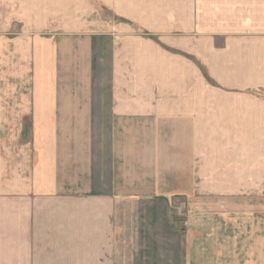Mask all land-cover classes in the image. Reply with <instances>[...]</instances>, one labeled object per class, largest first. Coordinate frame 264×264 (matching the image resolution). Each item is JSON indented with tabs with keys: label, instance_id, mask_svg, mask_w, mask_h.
<instances>
[{
	"label": "crops",
	"instance_id": "obj_1",
	"mask_svg": "<svg viewBox=\"0 0 264 264\" xmlns=\"http://www.w3.org/2000/svg\"><path fill=\"white\" fill-rule=\"evenodd\" d=\"M4 27L22 80L0 124L30 125L34 155L0 158V264H164L136 209L185 188L212 126L264 125V0H0ZM94 124L132 178L96 175ZM193 241L178 264H202Z\"/></svg>",
	"mask_w": 264,
	"mask_h": 264
},
{
	"label": "rangeland",
	"instance_id": "obj_2",
	"mask_svg": "<svg viewBox=\"0 0 264 264\" xmlns=\"http://www.w3.org/2000/svg\"><path fill=\"white\" fill-rule=\"evenodd\" d=\"M11 7L7 6L8 29L17 30L19 26H13L12 23L16 13L13 14ZM5 28L0 29V35L5 32ZM8 42L0 36L1 97L13 88L19 90L18 78L22 80L18 62L10 59L15 54L14 45ZM105 62L107 64V60ZM22 66L24 63L20 64V70ZM106 68L105 65L101 69V74L95 70L94 78L98 80L96 85L101 83L107 86ZM97 74L104 75L102 80ZM218 127L212 126V136L215 137L211 141H202V145L204 143L206 146V150L202 151L209 150L210 156L202 153L197 171L181 174L178 183H175L185 185V188L156 187L151 195L166 197L167 204L156 199L136 209L137 213H141L139 216L153 214L152 221L139 223L143 229L151 230V236L145 237L147 247L150 240L149 246L153 249L162 248L167 251L163 256L160 254L164 264H178L184 260L183 252L188 240L192 239V244L199 250L195 254L196 260L202 264L211 261L264 264V125H228L224 126L226 131L223 133ZM93 135L96 175L100 171V174L102 172L108 178L113 163L115 168H122V172L128 174L129 179L132 178L133 170L127 154L119 158L109 156L110 141L106 126L100 130V126L94 124ZM31 136L30 125L0 124V158L8 161L9 167L23 160L26 162L28 156L34 155ZM136 176L138 178V174ZM190 177L195 188L187 186ZM187 229L190 233L184 236L183 231ZM153 255L154 261L162 262L161 257H157L158 253Z\"/></svg>",
	"mask_w": 264,
	"mask_h": 264
}]
</instances>
